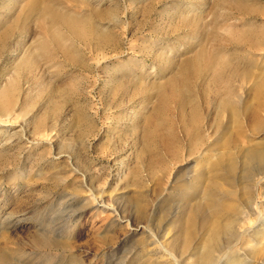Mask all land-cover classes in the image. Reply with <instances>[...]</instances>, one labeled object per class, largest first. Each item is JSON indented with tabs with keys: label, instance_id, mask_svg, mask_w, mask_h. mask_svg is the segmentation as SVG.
I'll use <instances>...</instances> for the list:
<instances>
[{
	"label": "rangeland",
	"instance_id": "374dc122",
	"mask_svg": "<svg viewBox=\"0 0 264 264\" xmlns=\"http://www.w3.org/2000/svg\"><path fill=\"white\" fill-rule=\"evenodd\" d=\"M262 82L264 0H0V251L11 264H165L166 249L197 264L201 227L180 248L177 220L215 177L209 148L232 141L237 174L246 149L264 154ZM261 177L241 222L252 241L225 264L249 249L264 264ZM39 233L60 247L36 248Z\"/></svg>",
	"mask_w": 264,
	"mask_h": 264
},
{
	"label": "bare ground",
	"instance_id": "6f19581e",
	"mask_svg": "<svg viewBox=\"0 0 264 264\" xmlns=\"http://www.w3.org/2000/svg\"><path fill=\"white\" fill-rule=\"evenodd\" d=\"M261 84H264V82H262ZM255 111H258V110H255ZM225 112L231 118L234 124L236 123V126L238 127L239 125L238 124L239 123L238 122V118H239L238 104L234 103V104L228 105V107H226L225 109ZM256 113L257 112L255 113L253 112V114L255 115ZM255 115L254 117H257ZM240 131H241L240 128H236L231 133L237 134ZM231 142L232 141L229 142L227 140L221 146L218 145L219 147L208 149L210 153H212L210 155L212 157H209V158H213V160H210L207 162L206 165L208 166V172H206L207 168L205 167V173L207 174L214 173L215 177H213L212 175H211L212 179H210L209 177L210 183L205 189H203L204 191L202 192V197H201L202 201L200 202L198 201L197 203L187 207L186 209L184 208L183 209L184 217L177 220L179 227L176 231L174 242L180 248H186L188 246V241L194 235L195 229L199 226L201 227L203 236H205V242L204 244L202 243L196 247L197 252H203L200 254V260L197 262V264L229 263L233 259L236 258L237 252H240V250H242L240 246L242 243H245L244 241L245 238H249V241H252V236H250V234L248 233L249 231L246 229H241V224H242L241 222L243 218L251 217L252 214L255 213L254 209H252L251 198H252V188L254 187L253 191L256 192L257 185L253 184L252 186L251 181H252V177H255V176L259 177L261 175L262 177L260 178V181L264 179L263 177L264 176V154L254 153V151L250 149H246L244 151L243 158H242L243 168L241 169L240 174H237V167H236L237 159H235L234 153L232 152L233 145ZM256 166L260 168L256 169L255 168ZM217 168H220V170L218 171ZM218 172H219V175H217ZM227 176H230L231 178L228 179ZM218 181H221L225 184L227 183L230 186H232V188H234V192H231L230 195L227 193L229 196L219 197L216 191V188L218 187L217 186ZM237 187H239V189ZM236 192H238V194H236ZM226 201H229V203L227 204ZM100 203L102 204L100 200L99 201L96 200V206H98V204ZM70 204L71 202L67 203V205H70ZM103 208H106V206H103ZM137 208H138V212L140 215L145 214L144 205H137ZM119 209L118 208L112 209V212L115 214L116 217H119ZM228 213H230V215H228ZM240 215H242V217H240ZM71 216H74V212L68 213L66 219L60 218L59 220L60 223L62 225L65 223L67 224L68 219L70 220L74 218V217L71 218ZM11 218H12V215L9 214L6 217L4 224L10 225L12 223ZM50 219H53V218H50ZM118 219L116 218L115 222ZM68 222H71V220ZM257 222L259 224H262V226H264V217L260 215V217L257 219ZM41 232L44 233L43 230ZM42 233H39L37 238L36 237L34 238L33 243L36 246V248L41 247V248L51 249L55 247L56 245L60 247L59 244L61 243L60 241L61 237H55V239H50L48 238L47 235H45L46 232L45 234H42ZM145 233L147 234L146 238L154 239L155 235L152 234V232L145 230ZM56 236H58V234ZM261 236H264V228L261 231ZM255 244H259L258 240L255 241ZM164 250L167 252L168 257L170 258L166 261L165 264H180V262H178L170 252H168L166 249ZM213 251L217 252L215 256L214 254L212 255ZM247 253L245 254L243 252L242 254H239L238 257L245 258L247 260V264H251L252 259H253L252 257H256V255L258 256V253L256 254L253 252L252 254V249H249ZM7 254L0 251V264H11L9 259H12V258H9ZM162 257L163 255L160 256V258ZM261 257H263V255ZM262 261H264V259Z\"/></svg>",
	"mask_w": 264,
	"mask_h": 264
}]
</instances>
